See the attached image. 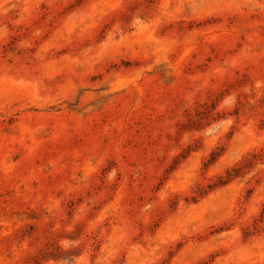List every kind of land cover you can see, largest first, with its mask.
Segmentation results:
<instances>
[{
	"label": "rangeland",
	"instance_id": "rangeland-1",
	"mask_svg": "<svg viewBox=\"0 0 264 264\" xmlns=\"http://www.w3.org/2000/svg\"><path fill=\"white\" fill-rule=\"evenodd\" d=\"M0 264H264V0H0Z\"/></svg>",
	"mask_w": 264,
	"mask_h": 264
}]
</instances>
